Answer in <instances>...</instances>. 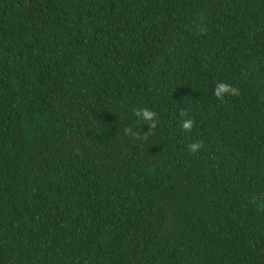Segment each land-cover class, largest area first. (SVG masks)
Here are the masks:
<instances>
[{
  "label": "trees",
  "instance_id": "trees-1",
  "mask_svg": "<svg viewBox=\"0 0 264 264\" xmlns=\"http://www.w3.org/2000/svg\"><path fill=\"white\" fill-rule=\"evenodd\" d=\"M0 264H264V0H0Z\"/></svg>",
  "mask_w": 264,
  "mask_h": 264
},
{
  "label": "clouds",
  "instance_id": "clouds-1",
  "mask_svg": "<svg viewBox=\"0 0 264 264\" xmlns=\"http://www.w3.org/2000/svg\"><path fill=\"white\" fill-rule=\"evenodd\" d=\"M224 94H230V95H238L239 94V90L235 87H232L226 83L220 82L216 85L215 90H214V95L216 96L217 99L223 100V95ZM133 113L135 116L148 121L150 123H148L147 125L150 126V130L154 129L156 127V122H157V114L148 109V108H137V109H133ZM180 116H186L187 112L184 110H181V112L179 113ZM193 126V120L190 118L186 121L182 122V128L185 131H191ZM125 133L128 134L129 132H131V135L136 138V139H141V137L139 136L138 133L136 132H132L131 129L129 128H125ZM147 134V132H146ZM146 138V137H145ZM187 147L189 148V150L193 153L197 152L200 148L203 147L202 142H196V143H192L187 145Z\"/></svg>",
  "mask_w": 264,
  "mask_h": 264
}]
</instances>
